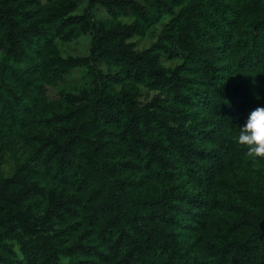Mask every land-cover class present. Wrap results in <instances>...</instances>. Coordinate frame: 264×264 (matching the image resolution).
Here are the masks:
<instances>
[{
    "label": "trees",
    "instance_id": "obj_1",
    "mask_svg": "<svg viewBox=\"0 0 264 264\" xmlns=\"http://www.w3.org/2000/svg\"><path fill=\"white\" fill-rule=\"evenodd\" d=\"M98 3L112 21L75 14L74 0L43 12L0 0V264H264V161L234 140L264 107V0H189L177 14L183 0ZM164 14L159 39L134 48ZM92 30L88 57L55 53L56 38ZM90 63L92 94L46 102ZM125 83L168 98L142 103ZM198 234L203 255L184 259Z\"/></svg>",
    "mask_w": 264,
    "mask_h": 264
},
{
    "label": "rangeland",
    "instance_id": "obj_2",
    "mask_svg": "<svg viewBox=\"0 0 264 264\" xmlns=\"http://www.w3.org/2000/svg\"><path fill=\"white\" fill-rule=\"evenodd\" d=\"M40 1V6L34 2V0H27V5L33 10L40 9L43 12L45 0ZM77 2V8L75 9V14L84 13L86 10L92 14L93 19L101 22H110L113 18L109 15L107 10L101 3H98L94 6L90 5V0H74ZM189 0H183V3L175 8V14H177L183 6L188 4ZM175 14H164L150 25L147 30L141 34L130 38L128 41L132 43L136 49H145L150 47L155 43L165 25L171 21ZM260 14L264 16V6L262 7ZM123 22H130L133 18L131 17H119L117 18ZM93 37V30L82 33L77 37L71 40H64L61 38H56L54 41V50L55 53L63 56H75V57H88L91 53V41ZM6 60L4 52L0 50V62ZM162 62L165 66L173 68L178 64L184 62V58L181 56H174L170 58L167 54H164L162 57ZM93 64H85L79 67L74 68L64 79L56 83H52L48 86L46 102L49 104H58L61 102L62 98L71 93V94H92L94 89V68ZM96 68L104 73L114 72L119 68L114 65H109L106 63H98ZM127 87L133 90L137 99L142 103H147L153 100L155 97H164L168 98L167 93H164L160 90L152 89L146 84H136V83H125L124 85H117V89L122 87ZM12 149H15V144L9 146V149L6 152V163L3 167L5 174H10L12 171ZM236 193L237 190H234ZM231 199V198H230ZM229 199V200H230ZM224 216L217 215L213 222V225H218L220 222L224 221ZM207 244V235L198 234L190 238L187 242L184 250V259H189L192 255H203L205 247ZM63 262H67V259L62 258Z\"/></svg>",
    "mask_w": 264,
    "mask_h": 264
},
{
    "label": "clouds",
    "instance_id": "obj_3",
    "mask_svg": "<svg viewBox=\"0 0 264 264\" xmlns=\"http://www.w3.org/2000/svg\"><path fill=\"white\" fill-rule=\"evenodd\" d=\"M235 142L253 162L264 161V107L252 110L243 127L238 126Z\"/></svg>",
    "mask_w": 264,
    "mask_h": 264
}]
</instances>
